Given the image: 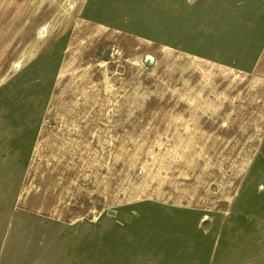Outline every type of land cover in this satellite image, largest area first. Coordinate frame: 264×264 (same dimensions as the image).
I'll return each instance as SVG.
<instances>
[{
    "label": "crops",
    "instance_id": "0c3cea01",
    "mask_svg": "<svg viewBox=\"0 0 264 264\" xmlns=\"http://www.w3.org/2000/svg\"><path fill=\"white\" fill-rule=\"evenodd\" d=\"M68 1L0 0V96L25 90L0 106V160L27 161L21 208L71 225L131 206L190 223L189 264H264V201L250 200L264 177V17L247 54L210 56L121 24L87 22L84 42ZM128 159L132 184L116 162Z\"/></svg>",
    "mask_w": 264,
    "mask_h": 264
},
{
    "label": "rangeland",
    "instance_id": "374dc122",
    "mask_svg": "<svg viewBox=\"0 0 264 264\" xmlns=\"http://www.w3.org/2000/svg\"><path fill=\"white\" fill-rule=\"evenodd\" d=\"M78 2L84 21L79 25L84 42H94L88 37L95 33L87 22L121 24L129 33L143 36L156 45L210 56L216 51L228 56L233 50L247 54L255 43L252 35L258 31L264 17V0ZM71 6L70 1L64 0L65 11ZM147 57L152 56H145L143 65L150 68L155 61L148 65ZM144 72L150 73V69ZM144 79L149 85L145 86V93H149L150 76L144 74ZM2 90L0 106L7 107L15 103L17 97L23 98L25 91L22 87L8 90V85ZM32 95L33 100L38 98L34 90ZM2 115L0 111V118ZM25 162L0 160V264H189L198 260V256H192L189 251L194 242L192 225L175 224L174 218L157 212L141 218L134 213V207L128 206L117 216L109 212L93 222L80 220L71 225L31 216L20 203ZM116 162L125 164L127 181L134 183L136 161ZM254 183L263 185L258 189L262 195L252 193L250 196V200L258 204L264 201V177H258ZM135 198L134 192L127 193L128 201ZM205 231L206 225H202L197 233ZM201 246L210 249L212 242Z\"/></svg>",
    "mask_w": 264,
    "mask_h": 264
},
{
    "label": "built area",
    "instance_id": "2783aa9c",
    "mask_svg": "<svg viewBox=\"0 0 264 264\" xmlns=\"http://www.w3.org/2000/svg\"><path fill=\"white\" fill-rule=\"evenodd\" d=\"M146 64H153V58L152 57H147L146 58V61H145Z\"/></svg>",
    "mask_w": 264,
    "mask_h": 264
}]
</instances>
